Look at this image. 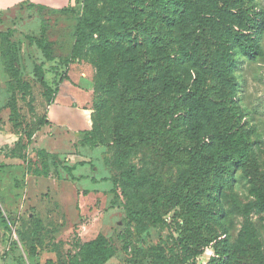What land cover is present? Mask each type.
<instances>
[{
	"label": "rangeland",
	"instance_id": "obj_1",
	"mask_svg": "<svg viewBox=\"0 0 264 264\" xmlns=\"http://www.w3.org/2000/svg\"><path fill=\"white\" fill-rule=\"evenodd\" d=\"M188 1L203 4L209 13L212 27L206 26L200 37L194 35L199 24L196 14L186 16L180 7L162 0H86L44 15L48 30L47 40L42 39L54 44L61 58L56 66H47L35 44L19 54L13 80L2 64L0 124L18 130L24 139L35 135L44 121L50 102L45 82L55 88L52 81L71 76L73 82L83 79L80 89L89 87L91 92L85 96L87 101L76 90L65 89L55 109H62L66 128L59 129V138L53 142L46 141L44 136L49 133L43 132L27 149L34 160L47 146L51 150L62 146V161L55 156L45 158L56 176L53 179L59 181L62 205L58 198L47 196L42 208L35 199L36 207L30 212H40L35 217L41 219L42 228L32 222L33 217L11 216L18 224L5 241L12 243L8 254L15 263L29 264L33 258V264H45L48 259L78 264L70 243L75 232L83 241L105 235L116 252L108 264H216L227 240L230 264H264V212L260 210L264 196V30L256 60L236 56L239 68L231 74V84L222 79L216 52L220 39L237 24L222 4L244 20L255 21L259 14L264 17V0ZM140 8L138 30L143 45L126 49L124 40L116 37L128 34L127 22ZM87 11L100 25V34L84 30ZM181 15L189 17L186 25L180 23ZM98 49L105 53L100 55ZM42 63L45 82L34 72L35 65ZM141 66L147 68V80L140 92L137 70ZM202 80L206 81L205 101L212 121L198 145L185 133L182 111L185 95ZM128 89L136 93L133 104L127 101ZM143 93L146 97L139 99ZM86 104L94 148L78 144L87 129ZM132 109L133 119L125 114ZM214 134L232 138L229 155L246 161L242 168L227 169L231 165L227 160L210 164L205 158L210 155L209 139ZM75 160L83 163L75 170L77 176L93 171L95 177H66L69 161ZM218 167L225 172L218 174ZM192 181L198 208L168 204L159 211L162 223L158 224L149 217L129 215L150 212L157 194L176 193ZM219 181L222 188L218 192ZM52 182L45 181L41 189L54 188ZM92 188L99 196L83 195ZM68 250L69 258L73 257L70 262Z\"/></svg>",
	"mask_w": 264,
	"mask_h": 264
},
{
	"label": "trees",
	"instance_id": "obj_2",
	"mask_svg": "<svg viewBox=\"0 0 264 264\" xmlns=\"http://www.w3.org/2000/svg\"><path fill=\"white\" fill-rule=\"evenodd\" d=\"M139 1H145V0H139ZM166 4H174L182 9V14H185L186 16L190 15L191 12L196 14V20H198V26L196 27L194 31V35L197 37H200L205 32V27L209 24L211 25L210 19H207L209 16L208 11L206 10V7L203 4H196L192 5L190 1L188 0H162ZM86 2V0L83 1V3ZM82 4V3H81ZM224 6V11L228 12L227 15L231 16V19L235 21L236 27L229 29L226 34L220 39L219 43L217 44V55H218V62L221 64L223 70L221 71V76L224 81L231 84L232 77L231 74L233 72H236L239 68V63L236 60V56L240 55L244 58H247L249 60H256L260 54H261V40L264 30V17L262 14H259V16L255 19V21H250V19H243L239 15V13L233 11H230L228 8L225 7V4H222ZM68 9V8H67ZM40 13L42 14V23H41V33L39 37H28V40L31 44H35L36 48L42 53L44 59L48 63H55L57 61L60 62L61 58L57 54L54 44L50 42H44L43 39L47 40V21L44 19L45 13H50L52 11H48L45 7L39 8ZM136 17L133 20H130L127 22V26L129 25L128 34L124 36L121 34L120 36H117L116 38H119L121 40H124V44L126 49H132L136 50L140 45H143V39L140 35V32L138 30L139 25L141 24V15L143 14V8L137 9L135 11ZM93 13L91 11H87L84 15V30H90L94 33L100 34L101 27L94 22L90 16H92ZM211 17V15H210ZM140 19V20H139ZM188 19L184 18L182 15L179 17L180 23L182 22L184 25L188 23ZM241 26V27H240ZM244 26V27H242ZM212 27V25H211ZM128 35V36H127ZM11 32H8L6 34L0 33V43H1V60L3 62L4 68L6 73L9 76V79L13 80V78H16L13 75L17 74V71L19 70L16 66V63L19 62V56H18V49L17 45L13 44L11 42ZM105 40H108L107 35L104 36ZM43 38V39H42ZM124 38V39H123ZM100 53V55H103L105 53V50L98 49L96 50ZM56 64V63H55ZM56 66V65H55ZM60 67V66H59ZM34 72L37 73V77L39 80L44 81L45 80V70L44 65L37 64L34 67ZM138 74V83H141L142 88L138 91H142L143 87L145 85V82L147 80V68L144 66H141L137 70ZM60 81L57 84L56 88L51 87L48 83L45 81V85L48 91L49 96V104L48 107L51 106L55 100L56 94L58 92V86L60 83L69 80L68 76H59ZM57 78V77H56ZM216 78H219L216 75ZM55 82V81H54ZM11 84L10 80L8 81V85ZM205 84L206 81H200L196 87L190 89L188 93L185 95L183 100V120L185 122L186 126V135L191 139L192 141L198 143L200 145V135L205 134L208 127L211 126V113L208 109L207 103L205 101ZM10 86V85H9ZM128 99L127 101L133 102L136 100L135 95L136 93L133 92V90L128 89ZM149 95L151 93L148 92ZM146 97L145 93H143L142 96H140L139 99ZM106 99L107 103H109L110 94L108 91H106ZM128 108L131 109V107L128 106ZM12 112V110H11ZM264 112V111H262ZM126 116L133 119L134 113L133 109L128 110L126 113ZM1 123V120H0ZM48 124V121L46 120V114L44 116V121H42L39 124V129L45 125ZM1 127V124H0ZM14 132L16 134H20V139L18 143L20 156L24 160H27L26 150L28 146L31 144L32 139L34 137V134L30 137L22 136V134L17 130L14 129ZM93 125L90 131H84L81 133V139L78 141V144L80 146L94 148L95 142L93 140ZM212 142L211 145V151L208 158L210 161V164H216L220 162L221 160H227L231 165L227 169H230L233 166L236 167H243V165L246 163V161L235 159V157H232L229 155V145L232 140L231 137H227L225 135H219L217 136L214 134L210 139ZM42 154V155H41ZM41 154H37V159L34 161L33 164H31L33 167L30 166V170L34 172L37 176H44L49 177L52 174L51 167L47 165V157L48 156H55L58 158L57 155L51 154L47 152L45 149L41 150ZM47 155L46 157L43 155ZM46 158V159H45ZM241 159L245 160L247 157H240ZM30 163V161H28ZM39 165V166H38ZM73 170L72 167H69L67 170V173H71ZM227 171V170H226ZM218 174H223L225 172V169L218 167L217 168ZM223 178V177H221ZM232 180V179H231ZM230 180V181H231ZM220 182L217 184V191L219 192L222 186L220 185ZM193 181L191 183L188 182V184L184 185L179 189L176 193L169 194L166 192H161L155 196L152 202V210L150 212L148 211H141L138 213H129V215L132 218H143V217H149L151 218L152 222L154 224L162 223V216L160 215L159 211L161 209H165L168 204L175 203L178 206H190L192 208H198L199 203L195 201L194 195L192 193V186ZM112 194H115V192L111 191ZM116 196V195H114ZM263 201L260 206V210L264 212V196L262 197ZM126 214L128 215V212L126 211ZM12 213L2 212L0 209V218L4 222V224H7L8 231H12L13 229L16 230V226L18 222L12 221L11 216ZM31 219V218H30ZM32 222H35L38 226L42 228L43 223L41 219L38 217L33 216ZM17 232V231H16ZM74 232V238L71 243V250H75V254L78 255L79 261L78 264H108L115 256L116 252L114 247L109 242V239L103 235L98 234L94 239L84 242L79 236L75 235ZM19 236V234L17 233ZM74 240L75 243H74ZM184 243L189 244L188 241H185ZM12 243H10V246ZM11 249V248H10ZM71 251L68 250L67 256L69 262L73 259V257L69 258L71 256ZM195 253L196 255L200 254ZM74 254V255H75ZM33 258H30L29 264H33L32 261ZM45 264H57L52 259H48ZM59 264V263H58ZM216 264H230V245L229 241L227 240L224 245V251L223 254L216 259Z\"/></svg>",
	"mask_w": 264,
	"mask_h": 264
},
{
	"label": "crops",
	"instance_id": "obj_3",
	"mask_svg": "<svg viewBox=\"0 0 264 264\" xmlns=\"http://www.w3.org/2000/svg\"><path fill=\"white\" fill-rule=\"evenodd\" d=\"M83 1L84 0H0V33L6 34L11 32L12 36L10 40L13 44L17 45L19 56L21 52L25 53L27 50H32L33 48L32 44L28 40V37L40 36L42 23V14L39 10L40 7H45L48 11L59 12L67 8L80 5ZM46 63L47 66L56 65L55 63ZM2 64L0 46V70H2ZM18 64L19 62L16 63V66ZM54 81L52 82L55 83L54 86L56 88L60 81V77ZM82 82L83 79L81 80V83ZM81 83L76 81L73 82L72 77L69 76V80L59 84L55 100L46 111V120L48 121V124L41 127L33 138H36L41 134L43 135V132L46 134L49 133L48 135H43L46 141L49 140L53 142L59 138L57 137L61 133L59 129H65L66 123L62 117V109H55V107L60 105L57 103H61L58 101H60V98L63 96L65 89H74L76 91L73 92L81 94L83 99L85 98V100L89 101L87 97H85L91 96L89 87L82 90L79 87ZM87 83L88 82L86 81V84ZM74 85L77 87H74ZM88 107V104L83 107V116L87 120L86 131H90L92 128V122L87 110ZM55 130L57 131V134L55 133ZM20 137L21 136H18L14 131L9 129V125H2L0 127V209L2 212L12 213L18 216L20 215L23 218H31L36 214H40V212H30L31 209L36 207L35 199L37 200V204H39L42 208L45 206L43 199L48 200L46 199L47 196H50V198L53 196L58 198L59 206L62 205V199L59 197V181L53 179V177L56 176H53V174L49 177L35 175L34 172L30 170V166L33 167L31 164H33L36 159L31 160L28 157L29 155H27V150L26 155L28 159L24 160L21 158L18 147ZM73 143H75V141ZM29 148H32V143L27 149ZM46 150L51 154L57 155L59 160L62 161V146L57 150H51L47 146ZM74 152L78 153L79 150L74 147ZM74 159L76 158L74 157ZM30 160L32 163L28 162ZM76 160L73 162L69 161V167H72L73 170L70 174H66V177H95L93 171L77 176L75 170L79 164L83 163ZM4 177L8 178V180H11L12 182H4ZM59 177L62 178V171L60 172ZM53 180L55 181L54 188H56V190L53 186L52 188L46 187L41 189L45 181H50V183L53 184ZM12 187L13 192H11L12 190L10 189ZM97 192L98 190L94 188L87 189V191L83 192V195L96 198L99 196ZM8 235H10V232L7 230V224H4V222L0 219V264H17L11 260V255L9 256L8 254V252L11 251L9 241H5L7 239L6 236Z\"/></svg>",
	"mask_w": 264,
	"mask_h": 264
}]
</instances>
